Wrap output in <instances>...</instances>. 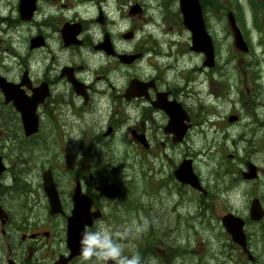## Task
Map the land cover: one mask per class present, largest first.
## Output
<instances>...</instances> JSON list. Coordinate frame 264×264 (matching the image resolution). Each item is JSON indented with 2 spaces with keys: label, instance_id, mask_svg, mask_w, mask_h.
<instances>
[{
  "label": "flooded vegetation",
  "instance_id": "flooded-vegetation-1",
  "mask_svg": "<svg viewBox=\"0 0 264 264\" xmlns=\"http://www.w3.org/2000/svg\"><path fill=\"white\" fill-rule=\"evenodd\" d=\"M92 1L0 0V160L4 167L0 171V264H77L82 259L103 263L97 256L69 259L65 239L63 249L60 240L56 247L51 245L55 240L50 239V232L37 228L40 220L34 209L38 202L29 200L39 192L45 200L42 220L53 223V227L58 222L57 229L63 228V234L76 188L90 199V212L101 215L87 231L99 225L109 227L113 234V216L120 221L132 216L134 222L123 226L120 234L125 243L127 237L136 246L139 264H167L170 259L176 264L164 248L154 244L142 248L139 244L141 235L162 234L167 239L173 233V219L174 223L192 219L193 232L198 234L202 228L196 222L207 217L220 221L231 214L243 221L245 237H251L256 228L264 235V222L251 226L264 220V2L254 0L253 7L250 0H244L249 7L248 19L243 7L242 16L238 14L237 6L221 9L223 17L231 13V24L217 17L222 23L219 36H225L226 44H230L225 67L229 60L233 73H189L186 67L177 70L174 63L162 62L173 53L159 50L156 17L150 15L142 22L156 29L154 33H145L140 26V3L129 0L125 18L111 14L107 22L109 5L116 0H96L99 5ZM200 2L206 4L205 0ZM30 4L34 10L27 18ZM90 6L96 7L95 22L100 25L127 24L126 33L131 38L125 39L122 31L121 41L133 40L134 31H138L153 43L147 73L138 69L146 57L142 38L133 51L120 52L113 47L110 32H104L102 41L91 47L115 61L114 73H84L85 68H91L87 63H73V55L82 56L83 48L90 45L83 15ZM164 12L162 27L170 21L183 27L178 8ZM63 29L69 35L79 29L74 44L64 42ZM238 33L244 50L236 46ZM211 38L217 54L215 37ZM126 54L139 57L126 64L119 58ZM201 59L198 70L205 68L203 54ZM102 65L98 64L100 68ZM117 66L134 71L121 73ZM173 104L180 108V119L172 127L169 110ZM33 116L38 121L37 132L27 135L25 125ZM192 138L200 139L203 145L196 152L178 151ZM123 141L133 146L139 163L132 177L111 158L116 143ZM204 142L211 143L205 147ZM35 152L37 155L30 156ZM211 156L217 159L216 165L202 173L195 160L203 165ZM61 157L66 160L64 167L71 169L66 170L71 182L65 191L59 188L55 175ZM40 158L49 161L40 172L38 191H34L28 177ZM189 158L199 189L174 175L180 162ZM49 176L60 201L59 211L50 208L44 191V178ZM213 184L215 194L210 191ZM103 185H115L121 198L103 195ZM218 201L227 209L219 207ZM253 205L255 211L263 210V218L257 222L250 220ZM158 241L164 244L162 239ZM232 247L235 251L238 248ZM146 257L149 260H144Z\"/></svg>",
  "mask_w": 264,
  "mask_h": 264
},
{
  "label": "rangeland",
  "instance_id": "rangeland-1",
  "mask_svg": "<svg viewBox=\"0 0 264 264\" xmlns=\"http://www.w3.org/2000/svg\"><path fill=\"white\" fill-rule=\"evenodd\" d=\"M103 1V0H102ZM128 1L129 0H116L115 3H111L108 8V15L107 16V22L109 21V17H111V14L118 15L121 19L125 18L126 16V10L128 7ZM138 3L141 4L143 7V14L141 20L140 26L144 27L145 33H154L157 31L156 29L144 26V23H142L145 19H147L150 15H153L154 19H156L158 23V27L160 26V29L158 28V43L160 44L159 50L166 52L169 54V52L173 53L170 54L168 58H165L162 60V62H165L167 64L174 63V66L177 67V70H183L185 67L189 69V73H233L232 67L229 65V60L227 61L228 66L225 67L226 62L224 61L225 54L227 53V50L230 48V44H226V38L225 36L220 37V28L222 27V23L218 21L217 17H221L223 22H225V17L221 15V9H227L231 8L233 6H237V12L240 16H242V12L240 11V7H247V2L244 0H205L206 4L204 7L205 11V18L206 23L208 25V30L211 33L212 37H215L214 45L216 47L217 54H215V69L216 72L213 70H209L207 68H202L201 70H198L202 62L201 55L196 53L193 54L189 52L188 50H185V47L190 45V35L186 29H184L182 26L177 25L175 22L166 23L164 27L161 26V20L163 19L165 12L170 9L173 11L177 9V1L176 0H135ZM96 2V5H99V2L96 0H93L92 3ZM104 2V1H103ZM133 2L131 4L133 5ZM166 3V10L164 8V3ZM240 2V3H239ZM118 7L116 10L115 8ZM150 7V8H149ZM96 7L93 8L92 6L87 7V14H83L84 17H86V23L88 25V39L90 41V45L87 47H84L82 50V56H80L78 53L73 57V63L79 64L81 62L87 63L91 68H85L84 73H99L101 70H106L108 73H114L116 63L113 59H107L105 57V54L101 51H94L91 47V44H94V42L102 41L104 32H110L109 38L113 45V47L118 51H124L126 53L131 52L135 49L136 42L138 39H141V33H138V31H134L135 38L128 42H123L120 40L119 35L122 33H126L128 30L127 24H124L123 22H119L115 26H109L110 24H103L100 25L99 23L95 22V19L97 16L95 15ZM163 16V17H161ZM244 20V18H243ZM247 21V20H246ZM147 27V28H146ZM217 31V33L215 32ZM124 31V32H122ZM122 32V33H121ZM121 33V34H120ZM170 44V45H169ZM153 43L149 41L148 39L142 38L141 47L144 52H146V57L138 66V69L142 71V73H147L150 70V66L148 61H151L152 57L150 56V49L153 47ZM177 53V54H174ZM200 55V56H199ZM248 59V58H246ZM246 59L242 60V63L244 64L246 62ZM175 61V62H174ZM99 63H102V67L100 68L98 66ZM202 67V66H201ZM192 69H195L193 72ZM117 70L121 73H130L134 71V68H128V67H121L117 66ZM244 70H246L244 68ZM176 69L173 71H170L169 73H175ZM218 80V78L216 79ZM215 80V81H216ZM203 91H206L207 89L205 86L202 88ZM207 95V94H206ZM208 143L211 142H204L205 147L208 145ZM203 142L200 139L192 138L187 142V145L184 146V149L178 150V151H197L199 148V145ZM37 149H34L36 151ZM176 152L175 154H177ZM37 153H33L30 156H35ZM113 158H119L116 161V165L118 167L122 166L125 168V173L128 176H133L134 167L138 165L137 157L135 156L133 152V146L127 145L125 141L123 142H117L115 145L114 153L111 155ZM72 159V158H71ZM109 160V159H108ZM147 160V157H146ZM36 161V160H35ZM49 158H40L37 159L36 165L37 167L34 168L32 172H30L28 181L30 182V185L32 186V189L34 191H38V183L40 181V172L43 167H46L48 164ZM57 162L61 166L58 170H56V181L59 186V188L62 191H65V189L70 185V178L69 174H67L66 170L69 171L71 169L65 168L64 165H66V160L64 161L61 158L57 159ZM217 159H214L213 156L209 157L208 161H205V164L201 165L199 160H195L196 168L199 169L202 173H208V171L213 169V166L216 165ZM208 168L210 170H208ZM208 170V171H206ZM207 181V180H205ZM210 191H212L214 194L216 193L214 184L210 185ZM30 201H34L35 203L38 202V206L34 209V213H37L39 220L37 222L38 227L40 229L48 230L51 234L50 239H54V242H51V245L53 247H56V245L59 243L60 240V247L63 249L64 245V234H63V228L57 229L58 222H55L54 227L53 223H49L47 221L42 220L43 212L41 208L43 207V204L45 202L44 198L40 196V192L37 194H34L33 197L29 196ZM219 202V207L227 209L224 206V203L222 201ZM127 203V202H126ZM127 205L130 206V204L127 203ZM209 208H211V204H208ZM214 207V206H213ZM215 207H218V204L215 205ZM214 207V208H215ZM128 214H131L126 209ZM117 215H120L121 213H116ZM131 220H128L127 218L119 219L117 216L112 217V229L116 230L117 232L114 233V237L112 240L114 243H116L119 246V255L115 256L116 263L118 264H126L127 258H133L136 253V246L131 245L130 243L126 244L125 242H122L120 240L122 238V235L120 234V229L123 226H129L132 225L134 222L132 219V216H129ZM213 217H207L204 222L198 223L196 222V225H199V228H202V231H198V234H195L193 232V227L195 228V221L193 222L192 219L188 220H180L179 223H174V219L171 222V226L173 228V233L171 236H169L166 241L162 238V234L160 236L153 235V236H146L142 237L139 244L140 247L143 248V246H151L154 244V246L164 248L167 253L172 254V261L176 264H240L237 261H240V255L233 249L231 251L230 246H226L229 244L227 235L225 234L223 227L219 221L218 218H213L214 220L208 221ZM264 222H258L254 223L251 226L254 228L255 226H258ZM63 227V222L60 223ZM98 228L99 227L98 225ZM98 228H95L94 231H97ZM198 228V227H196ZM198 228V229H199ZM36 228H32L31 230H34ZM135 237V236H133ZM162 239V243H159L158 239ZM248 248L252 253V257L254 259L253 262L249 263L248 261L245 264H264V235L259 231L258 228L253 232V234L248 237ZM131 242V241H130ZM158 248V249H160ZM183 248V250H182ZM181 251V254L179 252ZM177 251V252H176ZM160 257L161 251H157ZM177 254V257L173 260V256ZM170 256V255H169ZM138 259V258H136ZM148 259L146 257L144 260ZM139 260V259H138ZM246 261V257L244 258ZM141 262V259L139 260ZM164 261L163 259L161 260ZM133 264H139L137 262L132 261ZM167 264H172L171 259L169 261H165ZM142 263V262H141ZM77 264H97L94 260L90 259H82L81 261L77 262ZM155 264V263H154ZM161 264V263H160Z\"/></svg>",
  "mask_w": 264,
  "mask_h": 264
},
{
  "label": "water",
  "instance_id": "water-1",
  "mask_svg": "<svg viewBox=\"0 0 264 264\" xmlns=\"http://www.w3.org/2000/svg\"><path fill=\"white\" fill-rule=\"evenodd\" d=\"M180 9L183 14L184 25L191 31L192 33V44L193 48L198 51H202L205 54V62L204 64L207 66H211L213 64V53L211 49V43L209 37L207 36L204 25L202 21V14L197 0H179ZM33 6L29 8V15L33 11ZM30 122L25 126L27 128V134H32L37 130V121L35 116L28 117V121ZM2 167L0 165V171ZM180 170L183 171L181 175H178V178L182 182H189L190 184L197 186L196 177L192 174L191 170H185V165L182 164ZM187 178V179H186ZM44 190L47 193L48 200L53 209L59 207V201L54 190L52 180L50 177L44 178ZM116 193H113L111 196H115ZM81 205V199H75V206ZM256 213V211H255ZM253 214V213H252ZM260 212L252 215V219L260 218ZM98 215H90L83 210L79 211V216L75 213L71 219L67 222V230H66V243L67 247L70 249V257L74 255L82 254L81 251V236L82 233L85 232V226H89L91 224V220L97 218ZM222 224L225 230L231 235L234 242L242 245L244 247V237L241 231L242 222L231 215H227L222 218ZM107 264H114L112 259L109 258L107 260Z\"/></svg>",
  "mask_w": 264,
  "mask_h": 264
},
{
  "label": "clouds",
  "instance_id": "clouds-1",
  "mask_svg": "<svg viewBox=\"0 0 264 264\" xmlns=\"http://www.w3.org/2000/svg\"><path fill=\"white\" fill-rule=\"evenodd\" d=\"M81 251L84 257L93 256L107 259L119 255V246L112 240L111 229L107 226L97 231H85L81 236Z\"/></svg>",
  "mask_w": 264,
  "mask_h": 264
}]
</instances>
